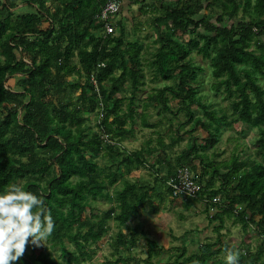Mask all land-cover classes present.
Returning <instances> with one entry per match:
<instances>
[{"label": "trees", "instance_id": "1", "mask_svg": "<svg viewBox=\"0 0 264 264\" xmlns=\"http://www.w3.org/2000/svg\"><path fill=\"white\" fill-rule=\"evenodd\" d=\"M47 2L38 0V8L31 6L29 11L17 12L12 18L11 8L17 3L0 0V194L19 179H23L20 185L25 190L43 194L56 224L49 239L61 244V255L66 256L64 264H76L91 257L90 244H98L107 230L109 218L118 225L127 222L144 202L150 204L154 183L159 180L166 184L162 171L172 175L175 167L167 162L166 168L161 170L159 162L152 164L141 150L128 151L121 142L129 130L124 126L125 117L118 115L122 99L113 97L114 91L121 87L120 78L114 72L120 69L119 76L131 78L133 90L142 83L138 66L141 46L136 42L125 46L120 37L123 34L121 26L118 36L111 32H93L94 28L104 26V20L95 23V18L107 0H51L60 15L56 17L57 26L47 13ZM211 5L220 9L215 22H211L207 14L205 18L195 17ZM161 9L162 15L156 17L157 27L169 23L172 30L189 32L192 36L182 41L169 34L160 35L161 44L152 60L155 72L164 80H176L162 86L159 95L165 90L172 92L185 103L181 109L187 117L194 118L192 131L201 128L206 133L202 152L197 151L194 142L189 149L199 158L202 167L197 177L193 175L201 183V189L195 197L183 198L188 203H203L205 210L214 211L209 220L219 221L213 228L217 231L214 240L199 243L190 253H187V246H181L180 252L163 264H208L212 256L225 252L228 243L219 231L223 226V214L233 215L246 231L253 226L258 232L260 242L253 251L243 240L237 247L241 252L239 264H264V162L256 159L264 157V84L259 82V77L264 76V0H242V3L238 0H175ZM240 11L245 17L237 18ZM192 50L208 59L215 79L211 89L223 88L233 97L232 112L236 119L256 128V148L252 157L239 160L237 154L232 153L229 160L216 161L205 153V148L217 142L216 135L225 124L227 114L221 108L220 114L217 109L210 108L212 102L198 100L192 85L197 67L188 57ZM75 54L85 76L83 84L75 82L72 85L73 88L81 87L75 102L47 99L55 80L72 72L81 75L72 62ZM127 59L132 67L125 66ZM15 73L22 76V91L6 85L7 77ZM133 90L127 103L128 115H131ZM195 102L202 117H194L190 105ZM110 114L113 118H109ZM90 115L96 127L91 133L85 128ZM86 152L119 157L109 181L104 182L101 168L91 156H86ZM132 161L136 162L134 166ZM119 163H123L126 174L140 166L155 169L154 183L142 186L124 174L121 176L122 172L117 169ZM190 163L188 159L183 165L191 166ZM241 166L248 168L241 172ZM221 168L225 171L220 172ZM206 173L209 176L205 179ZM117 178L123 183L114 194L117 204H112L100 215L92 211L90 217L84 219L82 213L86 207L92 209L91 200L109 197L106 187ZM165 186L167 197L155 192L156 197L163 201L164 198L174 200L176 195L172 187ZM218 194L221 203L210 204L208 199ZM204 198L207 201H203ZM126 226L130 236L120 231L115 247L134 244L141 232L147 242V256L143 261L156 264L151 259L160 247L155 239L146 235L139 223ZM65 237L72 248L65 245ZM37 248L29 243L16 264H59L49 251ZM119 261L126 262V258L118 256L106 264ZM218 264H226L225 257Z\"/></svg>", "mask_w": 264, "mask_h": 264}, {"label": "rangeland", "instance_id": "2", "mask_svg": "<svg viewBox=\"0 0 264 264\" xmlns=\"http://www.w3.org/2000/svg\"><path fill=\"white\" fill-rule=\"evenodd\" d=\"M55 1L53 0V2ZM238 1L242 3V0ZM174 2L175 0H119L118 11L107 17V21H111V24H109L113 27V30L109 32L113 35L118 36L120 34L119 28L120 26L122 27L123 34L120 37L124 40L125 46L132 42H136L141 46L138 66L142 73V77L140 78L142 83H139L133 90L131 78L129 79L125 75L119 76L120 69H115L114 74L120 78L119 83L121 87L114 91L113 97L122 99L118 115L120 118L125 117L124 126L129 131L123 136L121 142L128 151L141 150L152 164H158L159 162L161 170L166 168L167 162L176 167L186 164V161L191 159V166H187L191 170L192 176L195 174L197 177L202 171V167L199 158H196L194 152L189 151V149L194 142L197 151L202 152L203 144L205 143L203 138L206 133L201 128L192 131V127L195 124L194 118L189 119L187 117L185 111L181 109V105H185V103L176 98L172 92L165 90L159 95V89L162 86L173 84L176 79H162L156 74L152 63L155 53L161 44L160 35L169 34L173 38L182 41H186L192 36V33L189 32L183 33L179 30H172L169 23L166 25L161 24L160 27L156 26V17L162 15V6H168ZM47 4L49 6L45 5L47 13L51 19L53 18L54 26H57L58 21L56 17L59 18L60 15L58 12L56 13L51 0H48ZM19 6L15 5V7L11 8L13 10L11 13L12 18L17 15V12H26L30 8H33L31 6ZM219 12V7L211 5L200 10L195 17L205 18L208 15L211 22H215ZM5 14L6 12L4 11L3 15ZM238 17L245 16L240 11L237 15ZM100 19L102 18L96 15L95 23L100 22ZM104 28V26L102 28H94L93 32L101 33L104 31ZM188 57L193 66L199 67V69L196 68L197 74L192 83L195 86L197 98H200L198 100L205 103L208 101L212 102L209 105L210 108L217 109L218 113L222 109L227 114L225 124L221 126L220 132L216 135L217 142L213 146L205 148V153L216 161H227L230 159L232 153L237 154L239 160L244 159L245 156L252 157L254 148H256V144H254L257 138L256 128L251 124H244L236 119V115L232 112L231 102L233 97L227 95L223 91V88L218 91L211 89L210 86L215 79L211 75L208 59L195 50H192ZM72 62L75 64V69L80 70L82 76L76 72L64 74L54 81L51 92L46 95L47 99L50 100L51 98L55 101L61 100L63 102L71 101V104L75 102L76 96L81 91V87L73 88L72 85L75 82L83 84L85 76L81 72V64L76 54L73 56ZM125 66L128 68L131 66V62L128 59L125 61ZM21 77L20 73L8 76L6 85L12 90L22 91L23 80ZM259 82L264 84V76L259 77ZM132 90V110L131 115H128L127 103L130 100V96H132ZM190 108L194 112V117L201 115L202 111L196 102L193 105L191 104ZM256 110L257 106L255 105ZM85 114L87 115L88 112H85ZM109 116V118H113L114 115L110 114ZM85 128L89 130V133L96 129L95 120L91 115L85 122ZM86 156H91L97 162L102 170L101 177H103L104 182L109 181V175L111 172H114L115 163L119 157L113 158L107 153L93 155L91 152H86ZM257 157L256 159L264 162V157ZM132 163V166L136 164L135 161H132ZM118 166L117 169L119 168L120 172H122L121 176L124 174L127 178L136 181L138 184H142V186L154 183L156 170L151 167L140 166L133 171L130 170L126 174L123 163H119ZM247 168V166H241L239 171L245 172ZM209 170L210 168L208 167ZM224 171V168L220 169V172ZM162 174L165 179L167 174L164 171H162ZM208 176L209 173H206L204 178L206 179ZM217 180L216 178V183ZM22 182L23 179L18 180L19 184ZM165 185L159 180L154 183L155 189H152L151 193L154 196L152 195L150 204L147 201L144 202L127 222L118 225L115 220L109 218L107 220V230L102 233L98 244H90V248L93 250L91 257L76 264H106L108 260H112L118 256L126 258V262L119 261L116 264H146L143 259L147 256V242L145 235L141 232L137 235V240L134 244L127 243L126 245H118V247L114 245L120 231L130 236V230L126 226L128 224L132 226L139 223L146 235L152 237L158 243L160 246L158 253L153 254L151 258L156 264H163L167 258L179 253L181 246H187V253H190L196 249L199 243L214 240L217 231L213 228L219 224V221L216 219L213 221L209 220L210 215L214 211L208 212V210H205L206 205H203V203L193 201L188 203V200L179 196L174 200H171V198L169 200L165 199L167 197ZM122 187L123 183L119 182V178H117V181L109 183L108 187H106L109 197L99 196L91 200L90 206L92 209L86 207L82 213V217L84 219L90 217L92 211L100 215L112 204H117L114 194L116 189H121ZM155 192H162L164 197L166 196L164 201L156 197ZM182 199L184 200L182 201ZM222 218L223 226L219 231L221 232V238L228 243V247L233 245L239 247L243 240L248 244L251 251L256 248L260 239L258 238V232H256L253 226L246 231L233 215L223 214ZM64 243L69 248L73 247L66 237L64 238ZM61 247L59 242L54 243L53 240L48 239L45 246H40L37 250L49 251L51 257L58 260L59 264H64L66 256L61 255ZM222 257H225V252L212 256L208 264H218L223 259Z\"/></svg>", "mask_w": 264, "mask_h": 264}, {"label": "clouds", "instance_id": "3", "mask_svg": "<svg viewBox=\"0 0 264 264\" xmlns=\"http://www.w3.org/2000/svg\"><path fill=\"white\" fill-rule=\"evenodd\" d=\"M56 229L43 194L27 191L19 183L8 185L0 194V264H16L31 243L45 246ZM226 264H239L240 250L225 247Z\"/></svg>", "mask_w": 264, "mask_h": 264}, {"label": "built area", "instance_id": "4", "mask_svg": "<svg viewBox=\"0 0 264 264\" xmlns=\"http://www.w3.org/2000/svg\"><path fill=\"white\" fill-rule=\"evenodd\" d=\"M15 2L20 6L24 5V7L33 6L34 8H38V0H15ZM118 5L119 0H107L99 12L98 16L102 18L100 21L104 20V32L113 30V27L110 25L111 21H107V17L118 11ZM23 60L26 62L29 61L26 57H23ZM100 64L102 65L103 62ZM91 79L96 85L92 76ZM174 171V174L165 176L166 184L172 187L173 194L176 195V197H195L197 192L201 189V183L194 179L189 167L187 165H178L175 167ZM203 201H207V199L204 198ZM208 202L212 205L219 204L221 203V196L219 194L214 195L211 199H208Z\"/></svg>", "mask_w": 264, "mask_h": 264}, {"label": "crops", "instance_id": "5", "mask_svg": "<svg viewBox=\"0 0 264 264\" xmlns=\"http://www.w3.org/2000/svg\"><path fill=\"white\" fill-rule=\"evenodd\" d=\"M24 6V5H23ZM23 6H19V7H23Z\"/></svg>", "mask_w": 264, "mask_h": 264}]
</instances>
